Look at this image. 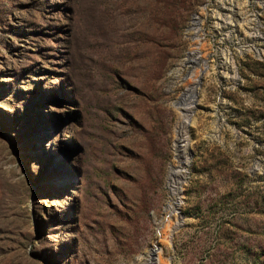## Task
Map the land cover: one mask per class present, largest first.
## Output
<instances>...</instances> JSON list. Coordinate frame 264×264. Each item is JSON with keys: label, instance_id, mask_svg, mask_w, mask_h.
<instances>
[{"label": "rangeland", "instance_id": "374dc122", "mask_svg": "<svg viewBox=\"0 0 264 264\" xmlns=\"http://www.w3.org/2000/svg\"><path fill=\"white\" fill-rule=\"evenodd\" d=\"M0 264H264V0H0Z\"/></svg>", "mask_w": 264, "mask_h": 264}, {"label": "bare ground", "instance_id": "6f19581e", "mask_svg": "<svg viewBox=\"0 0 264 264\" xmlns=\"http://www.w3.org/2000/svg\"><path fill=\"white\" fill-rule=\"evenodd\" d=\"M189 108H190V107H189ZM181 109H182L183 112H184V110L187 109V108L183 107V108H181ZM187 112H188V111H187ZM179 132H181V130H179ZM181 136H182V135H181ZM180 161H181V163H184L183 159H181ZM177 173H178V172H177L176 169L172 170V172H171V174H172L173 176H176ZM177 178H178V177H177ZM170 192H171V195H170V196H174V195L176 194L175 184L172 185V188H171ZM172 199H173V198L170 197V199H169V201H168V205H167V207H166V210L168 211L167 213L171 212V211L173 210L172 206L176 204V202L173 201ZM172 201H173V202H172Z\"/></svg>", "mask_w": 264, "mask_h": 264}]
</instances>
